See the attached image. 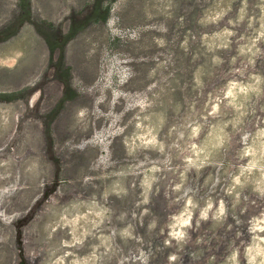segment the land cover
<instances>
[{
    "label": "rangeland",
    "instance_id": "1",
    "mask_svg": "<svg viewBox=\"0 0 264 264\" xmlns=\"http://www.w3.org/2000/svg\"><path fill=\"white\" fill-rule=\"evenodd\" d=\"M52 1L0 0V264H264V0Z\"/></svg>",
    "mask_w": 264,
    "mask_h": 264
},
{
    "label": "trees",
    "instance_id": "2",
    "mask_svg": "<svg viewBox=\"0 0 264 264\" xmlns=\"http://www.w3.org/2000/svg\"><path fill=\"white\" fill-rule=\"evenodd\" d=\"M64 85H65V89L63 90V93H62V95H61V98L60 99H63V98H69L70 96H72V94H71V89L69 88V86H68V83H67V81H64ZM168 143H169V141H168ZM170 143H172V141H170ZM32 206V205H31ZM214 225L215 224H212V225H210L209 227H214ZM22 258L20 257V261L22 262Z\"/></svg>",
    "mask_w": 264,
    "mask_h": 264
},
{
    "label": "clouds",
    "instance_id": "3",
    "mask_svg": "<svg viewBox=\"0 0 264 264\" xmlns=\"http://www.w3.org/2000/svg\"><path fill=\"white\" fill-rule=\"evenodd\" d=\"M208 207L211 208V204H209ZM220 212H221V213L223 212V206H221V208H220ZM201 216H202L203 218H206V217H207V210H205L204 212H202V213H201ZM188 222H189V221H188L187 219H185V220L182 221V223L185 224V225H187ZM172 235H174V236H176V237L179 238V237H182V236H183V233H181V232H173Z\"/></svg>",
    "mask_w": 264,
    "mask_h": 264
},
{
    "label": "bare ground",
    "instance_id": "4",
    "mask_svg": "<svg viewBox=\"0 0 264 264\" xmlns=\"http://www.w3.org/2000/svg\"><path fill=\"white\" fill-rule=\"evenodd\" d=\"M52 2H53V4H54V6H55V5L57 6V1H56V0H53ZM61 12H62V11H61ZM14 60H15V59H12L11 63H12ZM33 99H34V97H31V100H32V101H34ZM27 106H29L28 103H27Z\"/></svg>",
    "mask_w": 264,
    "mask_h": 264
}]
</instances>
